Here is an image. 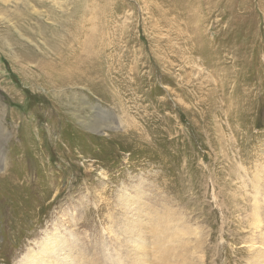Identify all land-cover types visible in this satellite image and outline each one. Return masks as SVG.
I'll return each mask as SVG.
<instances>
[{
	"label": "rangeland",
	"instance_id": "374dc122",
	"mask_svg": "<svg viewBox=\"0 0 264 264\" xmlns=\"http://www.w3.org/2000/svg\"><path fill=\"white\" fill-rule=\"evenodd\" d=\"M116 1L61 85L43 64L94 55L67 24L90 1L0 0V264L49 236L51 264H264V0Z\"/></svg>",
	"mask_w": 264,
	"mask_h": 264
},
{
	"label": "bare ground",
	"instance_id": "6f19581e",
	"mask_svg": "<svg viewBox=\"0 0 264 264\" xmlns=\"http://www.w3.org/2000/svg\"><path fill=\"white\" fill-rule=\"evenodd\" d=\"M89 1H90L93 8H86V10L89 11L90 13H93L94 16L91 17L90 19H88V18L83 19L81 17V19H82L81 20V19L77 18V16L75 15L76 13H75L74 17H73V18H75L74 23L67 22V24L71 28H74L73 38L70 37V39H75L76 42L80 44V46H78V47H82L84 51H86L88 49V52H90L89 54H91V52H93V53L95 52V53H94V55L91 54V58L89 60H87V57L85 58V61L83 59V62H85L84 66H79V64L75 65L73 63L68 64V66L72 67V68L68 69V71L61 70L58 67V65L60 62H63L65 65L66 62H68V61L77 60L76 58H73V57L71 58V55H73V54L71 53L70 49H64L65 53H62L61 55L57 54V56L53 58V61L46 62L47 66L43 64L44 70L41 71L42 75L45 76L49 81L54 82L55 84L69 85V84H77V82H76L77 79L79 81H81L82 79L80 76L83 77L85 75V74L82 75L83 72L87 73L91 69L93 70V66L91 67L89 65H86L87 62L90 61L91 59H93L94 60L93 63H95V60L97 58H100L99 57L100 54L103 53L102 52L103 47L105 48V46L108 44L109 39L112 38L111 37L112 34L110 33V30H111L110 27L112 26V24H110V23L112 22L113 18L116 17V14L119 12L120 6L123 3H120L116 0H100V3H105L103 6H101V5H98L96 3V0H89ZM111 1H112V3H111ZM122 1L126 2V0H122ZM230 1L231 0H227L226 4L229 3ZM242 1H244V0H242ZM160 2L163 3L164 5H167L169 7V10H171V9H173V7L183 6L185 3H187V0H160ZM188 4H192V6H193L194 2L189 0ZM53 5H56V3ZM89 20H90V22H92L91 24H93V23L98 24V26L88 28V29H86L85 33H82L81 23L89 22ZM116 27H117V30H119V33L123 35L125 32V29H126V22H124V21L119 22ZM122 35H120V36H122ZM59 41H62V40H59ZM105 41H106V43H105ZM54 43L56 44L57 42H53V44ZM62 50H63V46H62ZM97 53H99V54L96 55ZM75 56H79V55H75ZM94 57H95V59H94ZM95 64H97V63H95ZM68 66H65V67H68ZM92 72H95V71L93 70ZM90 74H91V72H90ZM104 78L105 79L103 80L102 84L106 85V82H104V81L107 78H106V76H104ZM90 80L92 82L91 78H90ZM91 82H88V83L91 84ZM92 124H93V122H92ZM125 195L126 194H123L121 196L124 197ZM124 198H126L125 202H128V205L130 207L133 204H137V203H134L132 201V200H136V198L138 199V197L135 198L134 195H130V196L124 197ZM123 202H124V200H123ZM255 211L256 212L254 214L256 216L257 215V206H256ZM137 220L142 221L141 217H139ZM128 227H129L128 233L132 236V238L135 242L134 244H136L137 242H140V240L144 241L142 234L134 237L135 236L134 232H136L135 230L139 229L138 223L130 222L128 224ZM135 227H138V229H136ZM263 233L264 232L262 231L260 233V235L262 236ZM262 241L264 242V238L262 239ZM67 243H70L69 247L72 246L71 242L68 241ZM253 244H256V245H253V247L256 248L257 250H256V256L251 257L252 262L253 263L254 262H256V263L261 262L263 259L262 256L264 254L260 249H258L259 245H261V243L257 242V240H256L253 242ZM136 246H138V247H136L137 250H143L142 245H136ZM38 247L43 252L40 256H38L37 259L29 258L28 256H23L18 260L17 264H51L53 259L52 258H46L45 256L47 255V253L50 252V254H52L53 256H57L59 251H61V249L59 248L60 247L59 242H57V240H53V238H51L50 236L47 237L46 239H42L39 242ZM254 248L252 250H254ZM46 249H48L49 251H46ZM225 251H226V249H225ZM224 254L226 255V252ZM83 257L86 258L85 256H83ZM88 260H93V258L88 257ZM89 262H91V261H89ZM55 264H60V262H56Z\"/></svg>",
	"mask_w": 264,
	"mask_h": 264
}]
</instances>
